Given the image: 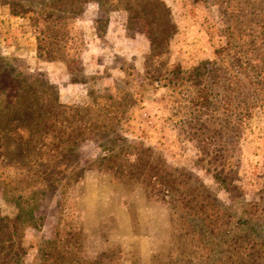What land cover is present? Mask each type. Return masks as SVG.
Here are the masks:
<instances>
[{"label":"rangeland","instance_id":"374dc122","mask_svg":"<svg viewBox=\"0 0 264 264\" xmlns=\"http://www.w3.org/2000/svg\"><path fill=\"white\" fill-rule=\"evenodd\" d=\"M163 1L176 33L168 53L158 57H147L149 41L124 10L90 0L77 17L37 20L36 12L17 16L0 3V46L6 40L2 45L11 46L5 52L0 47L10 62V68L0 62V215L13 217L20 203L42 217L36 227L14 229L19 235L3 245L19 242L27 263L36 261L44 240L62 237L81 241L75 254L80 264H229L218 237L206 232L211 239L198 247L196 237L180 235L194 231L185 223L181 228L171 199L148 190L158 185L146 186L143 175L115 178L114 169L101 162L110 150L125 149L148 158L157 174L163 165L191 172L231 205L234 233L243 232L236 223L240 202L260 200L264 0ZM34 58L55 66L40 70L45 67ZM203 60L213 63L208 82L215 103L209 109L194 107L189 83L168 74ZM20 92L27 98L21 107ZM52 98L61 105L55 122L47 120ZM7 101L16 113L7 114ZM89 119L96 123L92 132L85 129ZM202 123L208 127L204 134ZM73 128L82 130L81 138ZM221 168L235 176L227 180L239 186L237 201L212 177ZM188 182L195 184L193 178ZM8 257L0 253V264H10Z\"/></svg>","mask_w":264,"mask_h":264},{"label":"trees","instance_id":"16d2710c","mask_svg":"<svg viewBox=\"0 0 264 264\" xmlns=\"http://www.w3.org/2000/svg\"><path fill=\"white\" fill-rule=\"evenodd\" d=\"M90 0H45L42 3L34 2L33 0H0V3L7 4L10 13L17 16H24L28 12H36L37 20L42 19H66L68 17H77L81 11L83 4ZM99 4V7L108 10H124L128 15V23L140 29L149 41L150 56H162L168 53L169 44L176 33V25L171 13L170 8L163 0H93ZM39 55L41 53L39 52ZM47 58V57H46ZM0 62L5 68H10L8 59L0 56ZM213 63L210 60H203L190 69H182L179 65L168 70V74L176 75L189 83L194 90V95L190 99L191 104L198 109H209L214 105L210 84L208 82L209 73L212 70ZM147 67V61L145 62ZM4 69V68H3ZM163 68L160 67L159 73ZM168 69V68H165ZM3 72H8L4 69ZM14 76H21L20 73H13ZM26 77L22 76L20 82H26ZM19 82V83H20ZM24 92L19 93L16 102L24 106L26 101ZM0 97V103H3ZM7 114H14L18 109L12 106L9 101L4 102ZM43 105H41L42 107ZM49 110L51 116L47 119L56 121L59 117L56 110L59 106L56 98H52ZM46 120L45 117H40L39 120ZM46 120V121H47ZM85 129L92 132L96 128V123L89 119ZM198 129L201 133H206L208 127L202 123ZM76 135L82 137V130L75 128ZM221 128L216 131V134H222ZM73 137V141L79 137ZM207 138V137H206ZM117 139H122L117 135ZM72 144L75 143V141ZM132 148V147H131ZM143 149H140L142 151ZM146 150H150L149 148ZM133 157V158H132ZM102 163L107 167L108 165L113 172L111 175L115 178L135 179L133 176L143 175L141 181L146 183H155L151 189L145 190L156 191L164 197L171 199L170 207L173 209V214L182 220L181 228L184 229L185 225H189V229L194 232L180 231V235L185 237L190 235L191 238L196 237L195 243L197 246H203L202 239L212 235L219 238V244L222 243L223 250L227 253L225 259L229 264H264V188L260 193L259 202H247L242 200L243 205L242 214L238 217V224H242L243 232L237 233L230 230L232 224L231 216L227 213V209L231 205H227L220 201L215 195L212 187L206 186L197 176L185 169L174 168L168 171L165 165L160 170V174L154 172L151 168V162L148 158L137 157L134 154L130 155L125 149L117 151L110 150L108 154L102 156ZM224 168L212 172L214 181L227 190L234 201L238 200V195L235 190L239 186L227 180L228 177L235 176L223 172ZM177 172V175H173ZM182 175L185 177L178 179ZM144 178L146 180H144ZM154 178V179H153ZM193 178L194 185H190L188 180ZM148 181V182H147ZM156 181H159L157 184ZM240 201V200H239ZM250 207V210H248ZM17 213L13 217L0 215V253L9 252L8 259L11 260L10 264H29L24 260V251L19 244L3 245L5 242L11 241L16 238L14 229L19 227L34 226L36 227L42 221L41 216L35 215V209L31 206L24 209L20 203H16ZM251 208H254L251 211ZM198 228V229H197ZM187 229V228H185ZM197 229V230H195ZM206 232L208 234H206ZM211 239V238H209ZM12 241V242H13ZM81 241L77 238L74 243L64 241L62 237H55L54 239L44 240L39 247V256L36 261L30 264H80V259L75 255L81 249ZM4 248L8 251H5ZM7 254V253H6ZM191 257V256H190ZM192 258V257H191ZM190 262L191 260L188 259ZM193 261V260H192ZM94 261H90L93 264Z\"/></svg>","mask_w":264,"mask_h":264},{"label":"crops","instance_id":"0c3cea01","mask_svg":"<svg viewBox=\"0 0 264 264\" xmlns=\"http://www.w3.org/2000/svg\"><path fill=\"white\" fill-rule=\"evenodd\" d=\"M2 44H8L7 43V40L6 41H3L2 42ZM1 44V49H2V52H5L4 50H9V48L11 47V46H9V45H2ZM11 50V49H10ZM33 60H38L37 58H34ZM40 64L41 65H44V67L45 68H40V70H43V69H51V68H53L54 66H55V63L54 62H41V61H37V66H40ZM51 79H54V78H51ZM62 92V91H61Z\"/></svg>","mask_w":264,"mask_h":264}]
</instances>
